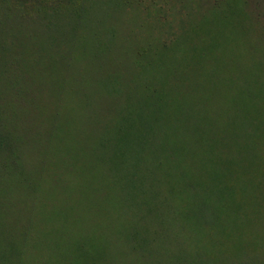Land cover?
<instances>
[{
	"label": "rangeland",
	"instance_id": "374dc122",
	"mask_svg": "<svg viewBox=\"0 0 264 264\" xmlns=\"http://www.w3.org/2000/svg\"><path fill=\"white\" fill-rule=\"evenodd\" d=\"M0 264H264V0H0Z\"/></svg>",
	"mask_w": 264,
	"mask_h": 264
}]
</instances>
